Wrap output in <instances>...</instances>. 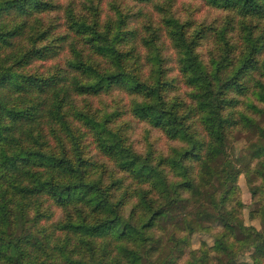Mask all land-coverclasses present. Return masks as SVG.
<instances>
[{
  "label": "trees",
  "instance_id": "trees-1",
  "mask_svg": "<svg viewBox=\"0 0 264 264\" xmlns=\"http://www.w3.org/2000/svg\"><path fill=\"white\" fill-rule=\"evenodd\" d=\"M0 264H264V0H0Z\"/></svg>",
  "mask_w": 264,
  "mask_h": 264
},
{
  "label": "rangeland",
  "instance_id": "rangeland-1",
  "mask_svg": "<svg viewBox=\"0 0 264 264\" xmlns=\"http://www.w3.org/2000/svg\"><path fill=\"white\" fill-rule=\"evenodd\" d=\"M192 7L196 8V10L199 9V11L196 13V15L198 17H208L210 16L209 18L215 16L218 12H215L214 10H210L207 6H205L204 4H200L199 2H193L192 3ZM52 63V62H50ZM134 124V131L132 133V139L134 140V142L136 143V146L138 148H142L144 145H145V141H146V138L144 137V134H145V130L147 129V125L143 122H133ZM152 134L154 137H158V136H161V138H158L157 141H156V144H157V147L158 148H163V149H166L168 148V140L165 139L164 136H162L160 134V132L158 130H155L153 129L152 131ZM243 144V141L242 140H238L236 142V145L238 146V148ZM239 185H240V188H241V192H240V195H241V198L243 200V202L246 204V205H250L252 202H253V196H252V193L249 189V186L247 184V178L244 174H242L240 177H239ZM245 212V215L247 217V222L248 223H254L256 225H259L258 222L256 221H250L248 219V211L244 210ZM205 237L202 236V235H199L197 234L194 238V244H195V247L198 246V244H200V240L201 239H204Z\"/></svg>",
  "mask_w": 264,
  "mask_h": 264
}]
</instances>
